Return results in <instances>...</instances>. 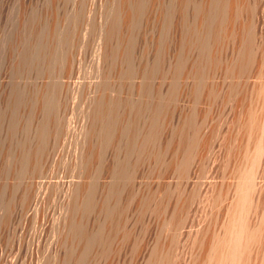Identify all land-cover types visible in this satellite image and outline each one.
Masks as SVG:
<instances>
[{
	"label": "bare ground",
	"instance_id": "bare-ground-1",
	"mask_svg": "<svg viewBox=\"0 0 264 264\" xmlns=\"http://www.w3.org/2000/svg\"><path fill=\"white\" fill-rule=\"evenodd\" d=\"M31 1L0 18V264H264V0Z\"/></svg>",
	"mask_w": 264,
	"mask_h": 264
},
{
	"label": "rangeland",
	"instance_id": "rangeland-1",
	"mask_svg": "<svg viewBox=\"0 0 264 264\" xmlns=\"http://www.w3.org/2000/svg\"><path fill=\"white\" fill-rule=\"evenodd\" d=\"M29 1V0H28ZM31 1V0H30ZM46 1H48V0H32L31 2L32 3H30V5L31 6H29L30 8H29V11L30 12H38L39 11V9L38 8H40L41 7V9L42 8H44L45 6H46V4H47V2ZM17 2V3H16ZM19 2H20V0H19ZM17 0H0V13H2L1 11H3V13H2V15L0 14V18H2L3 19V21L2 22H4L3 24L5 25H3V29H5L6 27H7V29L9 28V29H11V27H12V23H14L13 21H14V19H15V16H16V11L18 10H16V8H18V6L16 7V4L18 5V3H19ZM33 2H34V4H33ZM46 3V4H45ZM33 5V6H32ZM45 5V6H44ZM36 8H35V7ZM16 7V8H15ZM32 7V8H31ZM34 7V8H33ZM36 9V10H35ZM6 16V17H5ZM8 20L7 22H6V19ZM10 19V20H9ZM5 23H7V24H5ZM10 24H11V26H10ZM8 29V30H9ZM33 68H31L30 70H28V82H30V83H35V81L36 82H38L39 80H38V78H40V77H38V75L36 74L37 72H34L35 71V69H33ZM37 70V69H36ZM32 71V72H31ZM33 72H34V75H32L33 74Z\"/></svg>",
	"mask_w": 264,
	"mask_h": 264
}]
</instances>
